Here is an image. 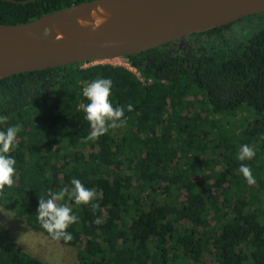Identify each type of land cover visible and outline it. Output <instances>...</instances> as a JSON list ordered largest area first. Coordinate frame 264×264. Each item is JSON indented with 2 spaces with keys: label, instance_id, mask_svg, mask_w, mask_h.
I'll use <instances>...</instances> for the list:
<instances>
[{
  "label": "trees",
  "instance_id": "1",
  "mask_svg": "<svg viewBox=\"0 0 264 264\" xmlns=\"http://www.w3.org/2000/svg\"><path fill=\"white\" fill-rule=\"evenodd\" d=\"M15 1L0 0V24L94 0ZM243 21L252 35L233 40ZM126 58L137 73L85 62L0 79V130L22 128L10 153L15 184L0 205L51 238L36 216L39 197L77 178L99 203L93 214L59 202L79 217L71 242L59 241L78 248L79 264H264V13ZM97 77L112 80L110 100L127 123L85 143L82 88ZM244 144L251 161L237 159ZM0 264L48 263L0 227Z\"/></svg>",
  "mask_w": 264,
  "mask_h": 264
},
{
  "label": "water",
  "instance_id": "2",
  "mask_svg": "<svg viewBox=\"0 0 264 264\" xmlns=\"http://www.w3.org/2000/svg\"><path fill=\"white\" fill-rule=\"evenodd\" d=\"M18 2L15 0H4ZM30 1H19L27 3ZM264 13V0H94L30 23L0 24V79L75 63L112 61ZM103 16L88 27L38 47L35 34L67 18Z\"/></svg>",
  "mask_w": 264,
  "mask_h": 264
},
{
  "label": "clouds",
  "instance_id": "3",
  "mask_svg": "<svg viewBox=\"0 0 264 264\" xmlns=\"http://www.w3.org/2000/svg\"><path fill=\"white\" fill-rule=\"evenodd\" d=\"M105 19L103 16H95L91 24L93 30L98 29ZM83 26H88V22L82 21ZM44 35H49V30H44ZM112 80L110 78L97 77L90 82H86L82 88V95L87 101L83 104L85 118L90 125V133L84 137V142H96L102 136L106 135L110 129H118L127 123L125 117V107H114L110 97L112 95ZM127 111H133L131 104L127 105ZM8 118L0 116V124H6ZM22 131L19 124L0 130V193L5 188H11L15 184L16 160L10 155L18 147V134ZM256 155L255 150L247 144L240 147L237 155L239 161H251ZM238 171L249 186L256 184V179L252 174L251 168L241 163ZM71 188L65 187L59 191L51 190L47 193V198L39 197V207L37 210V219L41 227L46 230L50 237L55 241L63 240L69 243L72 240V234L68 232L70 226L79 222V217L72 212L68 203H59L65 201H74L75 205L91 206L93 214L99 209V203L94 202L97 198L95 189L86 188L83 183L73 178L70 181ZM93 223L100 225L103 220L97 217Z\"/></svg>",
  "mask_w": 264,
  "mask_h": 264
},
{
  "label": "rangeland",
  "instance_id": "4",
  "mask_svg": "<svg viewBox=\"0 0 264 264\" xmlns=\"http://www.w3.org/2000/svg\"><path fill=\"white\" fill-rule=\"evenodd\" d=\"M252 31L249 29L248 21H243L237 23L232 29V34L229 35L233 40H247L252 35ZM101 63L128 66L130 62L127 63L125 58H119L112 61H102ZM129 66L137 73L131 63ZM239 116L240 114H238ZM0 227L10 230L20 250L30 252L48 264H79L77 247L64 246L59 241H55L41 232L34 231L23 220L16 218L13 213L7 211L1 205Z\"/></svg>",
  "mask_w": 264,
  "mask_h": 264
},
{
  "label": "bare ground",
  "instance_id": "5",
  "mask_svg": "<svg viewBox=\"0 0 264 264\" xmlns=\"http://www.w3.org/2000/svg\"><path fill=\"white\" fill-rule=\"evenodd\" d=\"M82 21L88 22V26L94 21L93 16L85 17H71L64 21V24L58 28L49 31V35L45 36L44 33L35 34L32 41L38 47L44 46L48 41L56 38H65L71 36L82 29L88 27L83 26Z\"/></svg>",
  "mask_w": 264,
  "mask_h": 264
},
{
  "label": "built area",
  "instance_id": "6",
  "mask_svg": "<svg viewBox=\"0 0 264 264\" xmlns=\"http://www.w3.org/2000/svg\"><path fill=\"white\" fill-rule=\"evenodd\" d=\"M122 58H125L127 63L130 62L126 57H122ZM129 65H130V63H129ZM129 65H128V66H127V65H120V66L126 67V68H128L129 70L135 72V71H134Z\"/></svg>",
  "mask_w": 264,
  "mask_h": 264
}]
</instances>
